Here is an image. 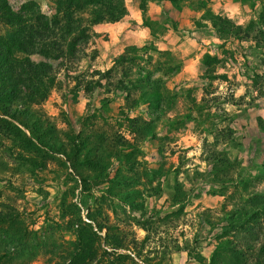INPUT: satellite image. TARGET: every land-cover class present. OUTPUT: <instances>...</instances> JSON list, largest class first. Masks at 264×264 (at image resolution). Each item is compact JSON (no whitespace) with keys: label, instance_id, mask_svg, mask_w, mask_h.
Wrapping results in <instances>:
<instances>
[{"label":"rangeland","instance_id":"374dc122","mask_svg":"<svg viewBox=\"0 0 264 264\" xmlns=\"http://www.w3.org/2000/svg\"><path fill=\"white\" fill-rule=\"evenodd\" d=\"M8 1L14 13L28 1L53 13L49 0ZM111 6L121 18L92 26L81 60L55 64L49 95L30 106L52 128L46 140L69 150L70 140L81 138V160L88 155L100 168L73 167L4 126L0 212L20 214L15 225L28 235L24 252H32L25 264L67 259L80 242L81 221L105 227L99 246L108 252L124 238L130 249L118 252L134 264H211L225 231L219 219L244 194L239 179L264 190V0ZM4 27L0 19V35ZM18 56L28 68L50 63ZM122 57L113 72L122 85L86 94L77 78L91 80ZM122 68L130 73L124 82ZM126 88L137 105H128ZM14 230L0 226V234ZM7 247L0 253L13 252ZM227 253L221 250L217 264L230 261Z\"/></svg>","mask_w":264,"mask_h":264},{"label":"trees","instance_id":"16d2710c","mask_svg":"<svg viewBox=\"0 0 264 264\" xmlns=\"http://www.w3.org/2000/svg\"><path fill=\"white\" fill-rule=\"evenodd\" d=\"M53 7L51 16L41 13L40 5L35 1H28L20 6L17 13L10 10L8 0H0V19L5 24L7 32L0 35V132L4 126L6 131L21 134L26 141L33 144L41 151L53 152L65 156L72 166H86L90 168L99 167L94 164L88 155L81 160V154L85 149V142L77 137L70 140L69 150L67 147L59 146L56 141L46 140L51 127L45 126L39 118L30 110V106L38 101L44 100L54 86V65L79 61L80 55H84L85 46L92 39L90 28L104 22H117L121 14L115 11L111 3L116 0H49ZM177 2L181 0H150ZM18 54L26 56L40 55L50 60L31 68L24 64V59ZM68 58V59H67ZM126 62L122 57L115 62L112 69L107 72H96L91 80H81L84 91L88 95L104 87V83L111 85H122L115 83L113 72ZM124 68L119 75L124 78L129 76ZM81 77V76H80ZM78 85V86H79ZM80 87V86H79ZM132 90H127L126 101L129 105ZM139 100L132 104L137 105ZM157 107L154 111L157 113ZM156 113L153 112L155 115ZM15 123H18L19 126ZM24 127L30 138L20 128ZM7 136H10L9 134ZM156 139V138H153ZM227 163L228 160H226ZM103 175L101 174L97 181ZM82 183L89 180L81 178ZM238 181L237 188L242 189L243 195L238 204L231 211L220 218L219 224H225L223 236L218 238V248L212 255L211 264H217L221 250H226L230 261L225 264H264V190L259 191L251 186L249 181ZM91 218V217H90ZM20 214L8 215L0 212V226L5 224L13 227L14 234L7 232L0 234V247H13V252L0 253V264L15 263L25 264L32 252L26 254L23 246H26L27 234L22 228H16ZM93 221V220H92ZM95 221V220H94ZM105 227L96 224H81L77 226L76 235L79 243L75 244L74 252L64 261L58 264H134V260L118 250L130 249L124 238H113L108 234L106 242L113 252H108L99 246V233Z\"/></svg>","mask_w":264,"mask_h":264}]
</instances>
